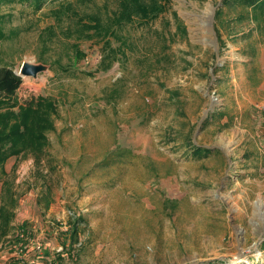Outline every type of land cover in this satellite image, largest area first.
<instances>
[{
    "label": "rangeland",
    "instance_id": "obj_1",
    "mask_svg": "<svg viewBox=\"0 0 264 264\" xmlns=\"http://www.w3.org/2000/svg\"><path fill=\"white\" fill-rule=\"evenodd\" d=\"M246 2H0L16 97L58 108L5 165L0 264H264V8Z\"/></svg>",
    "mask_w": 264,
    "mask_h": 264
},
{
    "label": "trees",
    "instance_id": "obj_2",
    "mask_svg": "<svg viewBox=\"0 0 264 264\" xmlns=\"http://www.w3.org/2000/svg\"><path fill=\"white\" fill-rule=\"evenodd\" d=\"M14 0H0V2ZM30 2L38 9L45 3L52 0H23ZM229 0H224L228 2ZM248 4L255 7L264 8V0H246ZM162 6L157 3L150 9L145 4H139L134 10L128 12L127 19L133 13L144 12L145 15L151 10V17ZM136 11V12H135ZM125 18V19H126ZM0 23L1 20H0ZM3 27L0 24V39L5 38ZM23 83V78L13 67L0 64V242L13 233L14 220L16 217L15 208L18 199L14 179H10L5 169V165L12 156L28 151L30 148L40 149L47 142V132L55 128V117L58 108L44 96L33 98L28 103L19 102L16 97L18 89ZM216 117L212 114L208 120ZM211 149L194 146L193 153L202 156L209 153ZM82 217L77 218V225L82 221Z\"/></svg>",
    "mask_w": 264,
    "mask_h": 264
},
{
    "label": "built area",
    "instance_id": "obj_3",
    "mask_svg": "<svg viewBox=\"0 0 264 264\" xmlns=\"http://www.w3.org/2000/svg\"><path fill=\"white\" fill-rule=\"evenodd\" d=\"M19 235L21 236V233H19ZM22 235H24V234H22ZM35 245H36V248L37 249H42V245L41 244L36 243Z\"/></svg>",
    "mask_w": 264,
    "mask_h": 264
},
{
    "label": "water",
    "instance_id": "obj_4",
    "mask_svg": "<svg viewBox=\"0 0 264 264\" xmlns=\"http://www.w3.org/2000/svg\"><path fill=\"white\" fill-rule=\"evenodd\" d=\"M17 72V71H16Z\"/></svg>",
    "mask_w": 264,
    "mask_h": 264
}]
</instances>
